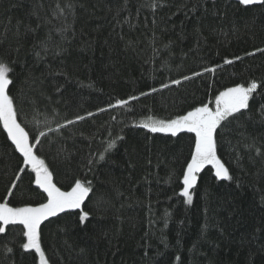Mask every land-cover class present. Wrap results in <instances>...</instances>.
<instances>
[{
  "label": "trees",
  "instance_id": "16d2710c",
  "mask_svg": "<svg viewBox=\"0 0 264 264\" xmlns=\"http://www.w3.org/2000/svg\"><path fill=\"white\" fill-rule=\"evenodd\" d=\"M257 49H264V4L0 0V59L14 69L18 122L31 143L45 133L34 151L58 187L67 191L77 178L92 184L85 222L81 210H68L42 223L49 264H264V51ZM253 80L249 109L217 130V155L232 179L206 166L187 204L180 192L194 134L152 133L142 122L210 106L225 88ZM130 96L137 99L108 107ZM34 176L0 124V202H44ZM22 232L10 225L0 233V264H39L22 248Z\"/></svg>",
  "mask_w": 264,
  "mask_h": 264
},
{
  "label": "snow or ice",
  "instance_id": "6c2138e0",
  "mask_svg": "<svg viewBox=\"0 0 264 264\" xmlns=\"http://www.w3.org/2000/svg\"><path fill=\"white\" fill-rule=\"evenodd\" d=\"M243 6L264 4V0H238ZM151 7H156L153 2ZM264 51V49H257ZM235 59L239 60L240 57ZM226 64L232 63L231 60H225ZM14 69L9 66V62L0 59V124L7 132V138L11 140L23 159V164L31 166L35 174L34 183L39 189L46 193L45 201L35 205L24 204L23 206H11L8 199L0 202V233H5V226L22 225L23 237L26 242L22 244L24 250H34L39 256V264H49L45 252L41 245V225L49 217L58 215L68 210H81L79 220L81 223L89 218V213L83 211V205L86 198L92 191L91 181L75 179L74 184L69 190H62L53 180V174L49 170L45 161L34 151L36 144L40 143V138L45 136L43 131L34 137L35 143L30 142L29 132L18 122V109L15 105V98L10 94L11 87L14 85L12 73ZM204 72H214L215 68H205ZM201 73H193V76H199ZM187 80L189 77L185 76ZM172 84H180V80L171 81ZM161 87H168L163 84ZM258 84L255 80L247 86L236 84L233 87L225 88L215 96V107H210L205 103L193 107L183 115H177L169 119L147 118L141 127L148 129L152 133H168L176 136L182 131L194 134L193 144L190 150V159L186 161V167L182 174V189L180 195L187 204L193 201L194 189L198 183L199 174L206 166L214 169L217 179L231 180L229 169L217 155V130L222 126V122L227 121L229 117L235 118L234 114L241 113L242 110L249 109V101L256 92ZM151 91L155 92L156 89ZM146 95V93H141ZM137 97L130 96L127 100L119 99L115 105L109 104L108 107L126 106L129 100H135ZM105 109H99L104 111ZM264 111V109H262ZM92 116L93 113H87ZM85 119L83 116H76L75 120ZM74 123L73 120L66 121V124ZM114 141L107 146L108 149L114 147ZM107 150V149H106ZM259 151V150H257ZM100 159H104L103 153ZM93 161H89L92 164ZM91 170V169H89ZM25 171L24 168L20 169ZM20 177L17 176V180ZM16 187L13 182L12 187L8 189L9 196L12 195V189ZM11 251V249H9ZM180 259L179 256L176 257Z\"/></svg>",
  "mask_w": 264,
  "mask_h": 264
},
{
  "label": "rangeland",
  "instance_id": "374dc122",
  "mask_svg": "<svg viewBox=\"0 0 264 264\" xmlns=\"http://www.w3.org/2000/svg\"><path fill=\"white\" fill-rule=\"evenodd\" d=\"M210 107H213V108H214V107H215V102H214L212 105H210ZM145 121H146V120H144L143 122H145ZM143 122H142V123H143ZM30 168H31V166H30ZM38 257H39V256H38Z\"/></svg>",
  "mask_w": 264,
  "mask_h": 264
}]
</instances>
